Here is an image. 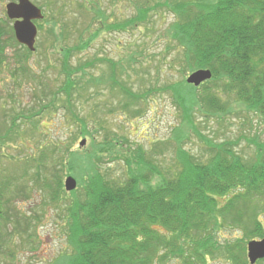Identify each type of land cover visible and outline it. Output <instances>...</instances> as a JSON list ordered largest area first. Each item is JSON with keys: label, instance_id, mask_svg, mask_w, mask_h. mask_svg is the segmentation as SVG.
Wrapping results in <instances>:
<instances>
[{"label": "trees", "instance_id": "obj_1", "mask_svg": "<svg viewBox=\"0 0 264 264\" xmlns=\"http://www.w3.org/2000/svg\"><path fill=\"white\" fill-rule=\"evenodd\" d=\"M68 1L72 2L44 0L43 3L47 7L55 6L60 20L67 14ZM74 1H77L76 18L56 21L61 23L58 31L49 29L55 41L64 39L69 23L73 24L72 32L76 35L74 43L62 48L56 80L43 68L46 74L35 76L27 61L36 46L30 51L19 44L9 22L0 21V74L9 71L13 79H19L16 76L19 71L21 78L31 80V87H35L31 100L20 103L28 111L12 110L13 114L7 115L11 123L6 131L11 137L7 139L0 130V143L17 138L25 140L26 132L13 126L25 120L32 124L35 120L33 128H37L38 120L55 110L63 111L75 126L63 138L49 136L51 128H37L35 151L26 157L25 166L7 175L0 170V175H4L0 176V212L4 205L5 217L9 219L8 223L0 220V254L13 255L7 247L8 238L23 231L19 229L22 221L27 223L17 213L12 215L7 203L8 197L14 199L18 194H26L27 186L21 179L15 182L14 190V182L10 180L28 175L27 168L34 167L35 187L52 201H60L67 191L61 180L67 167L72 175L80 171L83 184L68 191L69 197L62 202L65 238L71 250L66 264H218L221 261L249 264L245 256L247 242L264 237V138L254 133L234 140L214 141L200 132L194 114L220 121L229 114L242 113L249 116L250 124L252 119L258 125L264 124V0H134V13L122 19L106 14L100 0ZM157 11L173 16L161 30L165 38L161 56L169 55L173 49L183 71L207 67L212 72L211 78L197 87L181 79L155 89L171 94L181 114L180 125L185 123L192 130L190 133L205 145L206 157L193 155L180 146L181 126L173 128L171 136L159 142L173 148L174 159L169 170H162L154 161L159 154L158 143L149 148L140 145L131 148L127 137L111 131L95 110V107L108 112L120 109L137 115L141 108H131V103L154 90L133 91L117 79V65L123 69L121 61L107 56L75 65L69 62L73 54L90 45L100 30L112 32L142 26L147 32L155 31L157 20L162 18H153ZM81 15L88 16L89 21L80 27ZM9 47L13 48L11 55H7ZM98 62L108 63L109 73L87 77V69ZM46 65L50 66L51 62ZM102 84L120 94L121 99L113 104L103 100V107L96 103L86 114L79 113L82 92H87L89 85L96 93ZM92 96L89 94L88 98ZM185 132L187 139L189 134ZM78 136H87L93 145L92 152L82 154L73 149ZM241 139L252 146L253 156L245 157L234 150ZM125 143L129 145L122 158L126 170L122 175L111 177L97 169L95 162L103 153L113 145ZM7 225L11 228H6ZM261 261L264 258L254 264Z\"/></svg>", "mask_w": 264, "mask_h": 264}, {"label": "rangeland", "instance_id": "obj_2", "mask_svg": "<svg viewBox=\"0 0 264 264\" xmlns=\"http://www.w3.org/2000/svg\"><path fill=\"white\" fill-rule=\"evenodd\" d=\"M10 1L17 0H0V21L4 19L8 21L9 26L13 30V19L8 18L5 8L6 3ZM30 1L41 9L43 18L35 20L38 28L35 41L36 51L29 57L27 65L35 73V76L44 73L43 69H45L47 75L56 80L54 75L60 68V62H62V48L76 41V35L72 32L73 24L69 23V29H65L64 39L55 41L50 35L49 29L54 28L57 31L60 29L61 23H57L60 17L58 16L56 7L52 5L47 7L43 3L44 0ZM133 1L100 0V6L105 9L106 14L112 13L114 18L122 19L134 13ZM58 2L60 3L61 0H58ZM76 4L77 1H68L67 14L59 20L60 22L76 18V15H74V13H77ZM81 16L79 17L80 27L89 21L88 16ZM158 16L162 18L157 20L155 31L147 32L142 26L132 30L112 32L100 30L99 35L90 45L86 49L73 54L69 62L75 65L79 62L95 59L96 57L107 56L113 60L121 61L123 69L120 68V65H117V79L122 80L133 91L141 93L148 89L154 90L140 101L131 103V108H134V106L141 108L139 114L132 116L122 112L120 109L108 112L105 108L101 110L100 107H95L94 104H101L103 100H107V102L113 104L121 99V96L111 91L107 84L100 85L96 93L88 85L86 88L87 92L83 91L79 97V102H81V112L79 113L86 114L95 107L97 116L105 120L106 125L111 131L125 135L130 142L129 144H131V148L138 145L149 148L154 143H158L159 154H157V158H154V161L162 170H169L174 159L173 148L164 146L159 142L168 139L172 134L173 128L180 125L181 114L170 93L165 91L159 92L155 89L166 83L176 82L181 79L187 85L194 86L186 82L187 76L196 69H205L207 67L183 71L180 68V60L175 59V51L173 49L169 51V55L161 56L165 44V38L161 35V30L173 16L169 12L162 13L161 11H157L153 15V18ZM110 19L113 18L110 17ZM3 24L8 27L6 22H3ZM12 52L13 48L9 47L7 55H11ZM47 62H51V65L47 66ZM54 67L56 68L55 70ZM108 73L109 68L106 62H98L95 67L87 69V77L88 74L103 77ZM16 76L19 79H13L9 71L0 74V130H2V134L7 136V139L11 137L6 131L7 125L10 126L11 123V119H8L7 115L13 114L12 110H14V113L19 110L27 112L28 110L26 109L28 107H23L20 103L27 104L32 98V92L35 95V87H31V80L22 79L19 71H17ZM60 79L57 78V80ZM31 88H33V91H31ZM89 94H93V96L88 98ZM101 105L103 107L104 104ZM55 111L44 114L39 120L34 117L39 122V124H36L37 128L43 130L51 128L49 136H58L60 138L69 136L70 131L75 126L66 118L63 111ZM194 121L200 132L214 141L234 140L242 135L253 136L254 133H257L259 138H264L263 122L258 125L256 120L252 119L251 125L249 116L242 113L229 114L220 121L205 118V116L197 113L194 114ZM34 122L35 120H33ZM33 123L31 124L29 120H25L19 122V125L13 126L19 128L21 132H26L27 138L25 137V140L17 138L7 141L6 144L0 143V170L6 175L12 173L14 170L19 171L22 169L21 167L25 166L24 161L26 157L35 151L37 138L35 130L37 128H33ZM254 124H256L257 128ZM180 126L181 129L178 130L180 132L178 134L181 135L179 136L180 146L182 144L184 149L197 157H206L204 143L194 133H190L192 130L187 128L185 123ZM185 131L189 134L187 139H184ZM82 139H85V143L81 146L79 143ZM129 144L125 143L122 146L113 145L110 147L108 151L102 154L99 160L95 159L97 169L108 172L111 177L122 175L123 170L124 172L126 171L122 158H124V152L125 150L127 151ZM161 148L163 149L161 150ZM73 149L85 154L89 150L92 152L93 145L87 136H78L74 141ZM234 150L245 157H251L254 153L252 146L248 145L244 139H241L234 146ZM125 153L127 154V152ZM86 158L84 157V159ZM35 170L34 167L29 166L27 168L28 175L17 180H10L11 183L14 182V190L16 183H19L21 179L23 182L25 181L27 186L26 194H18L14 199L8 197L7 201L9 212L12 215L17 213V216L21 220H27V223L25 224L22 221L19 229L23 231L14 232L8 238L7 243L9 244H7V247L10 248L13 255L11 256L7 253L0 254V264H66L68 262L71 250L65 238L62 202L69 197L70 191H66V194L61 195V202L52 201L43 190L35 187V180L32 177V173ZM71 172L67 167L64 168L61 179L63 187L65 188V178L74 174L80 178L77 179L75 175L73 176L76 182L75 188L80 187L83 184V177L81 178L80 171H77V173L73 172V175ZM0 176L4 177V175ZM9 178L10 175L8 176ZM1 184L2 182L0 181V188ZM222 200H224L223 197H221ZM2 202L5 203V200ZM0 216L1 221L8 223L9 219L5 217L4 205L1 206ZM13 218H10V220L14 221ZM6 228H11V226L7 225ZM1 231H4L3 226ZM260 239L262 238H256V240ZM245 256L247 258L246 248ZM247 261L249 262L248 258ZM218 264H225V262L221 261ZM257 264H264V262L261 261Z\"/></svg>", "mask_w": 264, "mask_h": 264}, {"label": "water", "instance_id": "obj_3", "mask_svg": "<svg viewBox=\"0 0 264 264\" xmlns=\"http://www.w3.org/2000/svg\"><path fill=\"white\" fill-rule=\"evenodd\" d=\"M5 8L8 18L14 20L12 27L16 40L33 51L38 31L34 21L43 17L41 9L30 0L10 1L6 3ZM211 76L212 72L208 68L196 69L187 76L186 82L198 86ZM84 143L85 139H82L79 144L82 146ZM75 184L73 176L65 178L64 185L67 191L74 189ZM247 258L250 264H254L257 259L264 258V238L247 242Z\"/></svg>", "mask_w": 264, "mask_h": 264}]
</instances>
